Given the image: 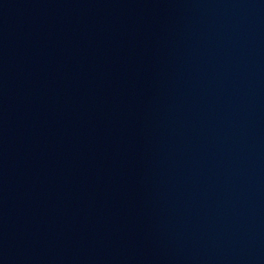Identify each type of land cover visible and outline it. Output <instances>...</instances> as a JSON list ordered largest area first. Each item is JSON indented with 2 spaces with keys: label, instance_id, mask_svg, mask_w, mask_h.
Returning <instances> with one entry per match:
<instances>
[{
  "label": "water",
  "instance_id": "95a60500",
  "mask_svg": "<svg viewBox=\"0 0 264 264\" xmlns=\"http://www.w3.org/2000/svg\"><path fill=\"white\" fill-rule=\"evenodd\" d=\"M0 264H264V0H0Z\"/></svg>",
  "mask_w": 264,
  "mask_h": 264
}]
</instances>
